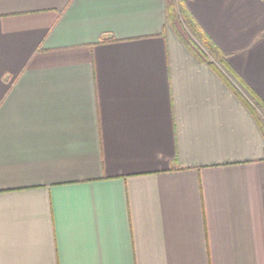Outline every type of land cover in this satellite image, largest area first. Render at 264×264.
<instances>
[{
    "label": "crops",
    "instance_id": "crops-1",
    "mask_svg": "<svg viewBox=\"0 0 264 264\" xmlns=\"http://www.w3.org/2000/svg\"><path fill=\"white\" fill-rule=\"evenodd\" d=\"M185 2L232 73L166 0H0V264H264V0Z\"/></svg>",
    "mask_w": 264,
    "mask_h": 264
},
{
    "label": "trees",
    "instance_id": "trees-1",
    "mask_svg": "<svg viewBox=\"0 0 264 264\" xmlns=\"http://www.w3.org/2000/svg\"><path fill=\"white\" fill-rule=\"evenodd\" d=\"M166 15L168 24L176 35L200 60L205 61L209 56L213 61L218 62L227 71L232 73L217 47L200 29L196 20L188 10L185 0H166ZM234 92L248 104L249 108L254 109L253 104L245 100L242 93L240 94L236 89H234ZM250 100L264 113V104L254 93H252ZM261 122L264 134V118Z\"/></svg>",
    "mask_w": 264,
    "mask_h": 264
}]
</instances>
